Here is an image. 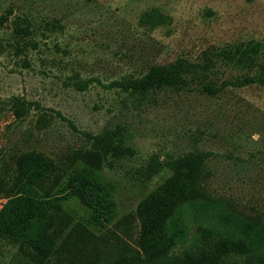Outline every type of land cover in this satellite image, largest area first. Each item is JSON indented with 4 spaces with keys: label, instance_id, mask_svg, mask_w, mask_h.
Returning <instances> with one entry per match:
<instances>
[{
    "label": "rangeland",
    "instance_id": "374dc122",
    "mask_svg": "<svg viewBox=\"0 0 264 264\" xmlns=\"http://www.w3.org/2000/svg\"><path fill=\"white\" fill-rule=\"evenodd\" d=\"M184 184L173 231L143 228ZM18 197L52 201L40 232ZM228 217L264 224V0H0V264H264Z\"/></svg>",
    "mask_w": 264,
    "mask_h": 264
},
{
    "label": "trees",
    "instance_id": "16d2710c",
    "mask_svg": "<svg viewBox=\"0 0 264 264\" xmlns=\"http://www.w3.org/2000/svg\"><path fill=\"white\" fill-rule=\"evenodd\" d=\"M182 64L176 62L168 66H152L149 72L141 79L132 81V85L136 88L146 89L148 87H160L162 85H177L182 82L181 74ZM122 84V83H121ZM79 87H83L79 85ZM186 167L182 169L181 174H186ZM93 173L86 170L77 173V177L71 180L72 191L78 195L87 205H89L96 214L101 209L107 206L106 202H103L104 198L101 197L96 189L91 188V182H94ZM174 191L173 188H170ZM193 192V188H190L188 184H184L181 190L174 195H170L167 203L163 204L158 209H154L156 205L151 204V209L145 208L141 215L143 228H153L157 232H161L162 229L173 231L176 225V219L171 217V205L174 201H180L189 197ZM155 198H152L148 203H152ZM102 201V202H100ZM179 203L177 206H180ZM52 207V201L37 200L29 197H18L9 200L3 208V212H8L11 216V222L14 226L20 225L24 228H28L29 231H36L39 227V232L46 226L49 210ZM233 229L244 228L254 236V239L258 242L264 243V224H258L257 226L250 222L243 221L241 219H234V217H228ZM179 223V220H178ZM16 224V225H15ZM171 240V239H170ZM260 262L264 263V253L258 255ZM187 264H193L191 260Z\"/></svg>",
    "mask_w": 264,
    "mask_h": 264
}]
</instances>
